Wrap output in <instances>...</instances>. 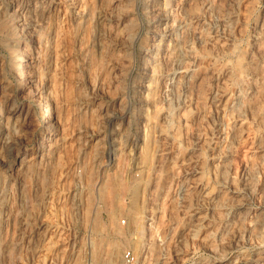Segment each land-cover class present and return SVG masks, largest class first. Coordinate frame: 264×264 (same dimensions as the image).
<instances>
[{
  "label": "rangeland",
  "instance_id": "1",
  "mask_svg": "<svg viewBox=\"0 0 264 264\" xmlns=\"http://www.w3.org/2000/svg\"><path fill=\"white\" fill-rule=\"evenodd\" d=\"M159 1L0 0L9 21H0V104L8 94L20 119L32 108L23 145L0 170L2 260L15 241L17 264H106L110 204L96 190L101 173L89 172L112 134L106 119L122 117L131 139L145 119L136 110L145 104L148 53V154L132 166L136 198L114 200L122 206L116 228L133 241L119 264H264V0L143 9ZM29 11H44L42 28L13 19ZM12 23L28 46L22 83L4 45ZM45 96L53 132L38 117ZM95 220L107 231L95 234Z\"/></svg>",
  "mask_w": 264,
  "mask_h": 264
},
{
  "label": "bare ground",
  "instance_id": "2",
  "mask_svg": "<svg viewBox=\"0 0 264 264\" xmlns=\"http://www.w3.org/2000/svg\"><path fill=\"white\" fill-rule=\"evenodd\" d=\"M156 1H158V0H156ZM158 4L161 6L162 12L168 11V0H161V1L155 2L153 4L145 2L143 5V9L145 11L151 12L153 7L155 5H158ZM4 8H3V13H1V15H0V21H1V25L6 27V25L9 23V21H7L8 19L4 13L7 9L6 8L4 9ZM43 13H44V11L41 13H35L34 11H29V12L23 13L21 15H17V13H13L14 17H15L13 19H16V22L22 21L23 25L31 26V27H33V29L37 30V28H42L44 25L45 16ZM89 15H90V18L94 17L93 13H91ZM146 17L151 20L152 15L146 13ZM13 22H14V20H13ZM12 25L8 27L9 29L7 30V33H5V39H4L5 44L4 45L11 52V61H10V71L11 72H10V74L12 73L14 76L17 77V79H20L21 83H22V81L26 78V75H27L26 68L28 67V55L26 53V49L28 46L25 45L23 47V50L21 49L23 42L20 39L16 38V29L15 28L18 26L14 23H12ZM86 27L87 26L83 27V25H81V27L79 29H82V28L85 29ZM84 29L81 30V32L84 31ZM122 31H123V29L118 31L117 34H120ZM89 32H91V31H89ZM89 32H87V33H89ZM8 34L9 35L12 34V38H11V36L9 38ZM115 49L116 48H114L113 50H115ZM147 54L143 58L141 64L143 65V67L147 68V71L150 70L151 75L149 76V79H147L149 82L147 89H145L142 92V94L144 95V98H145V104H143V106H141L140 108H138L136 110L138 112H143L142 114L144 115L145 119H143L144 121L142 120L141 122H136V124H134L136 134H135V137L133 139H131V136L128 135L127 129H123V130L120 129V126L122 124V117H119V118L111 117V118L106 119L108 121V123L110 124L111 132H112V134H110V136H109L108 141L105 144L106 147H104V150H103V156L102 157L104 158V155H105L107 160L104 163H101L99 161V159L101 160L102 157L99 156V158L96 159V161L92 165L91 172H89V173L94 174L96 176L99 175V173H101V175H102L101 179L97 180L98 183L95 184L96 190H97L98 196L101 198V201L104 204L103 207L105 208V205L110 204L109 206L107 205L108 207L106 206V208H105L106 211L108 212V215H109L108 221L110 223L109 226L108 225L107 226L111 227L109 229L111 230V233H112V236H110V238H111L110 240H108L109 238L105 239V241L108 240V241H106V244L108 246V248L106 249V253H105V263L106 264H119V262H120L119 261V253H120L121 247L123 246V244H130L132 241L130 239L131 235L129 234L132 231L131 229H130L131 230L130 232L127 231L130 236H127V234L125 235L124 233H121V231L123 232V230H121L120 228H116L118 226L115 223V221H116V218L120 215L119 214L120 212L118 210H115L114 207L118 204V201L120 202V200H121L120 198L122 197L121 193H129L131 195V197L136 198L137 188L139 190V187H140V186L138 187V184L140 185V183H139V181H135L136 180L135 178L137 176H134L131 174L132 166L134 167V164H135V166L138 167V165L141 164L142 161L145 160V158L148 154V140L150 138L149 137L150 136L149 131H151L150 130L151 128L149 126L150 122L148 120V117H150L149 116L150 114L148 111L149 109H148L147 102L150 100L149 96L151 95L149 87L153 83L155 66H153L152 63H154L155 60L152 58L147 59V56H148ZM154 56H157L156 52L154 53ZM3 81H4V79L2 80V82ZM2 85H4V87H6V88H10L8 86V84L6 83V81L3 82ZM4 87L2 88L3 90L5 89ZM137 92L139 93V91H137ZM7 95H5L6 98L4 99L3 104H0L1 105L0 106V170L2 169V166L6 165L4 163V160L7 158L8 154H11V152H13V151L18 152L20 147L23 145V137L25 135L24 126L26 124V117L28 114L31 115V112H32L29 110L31 108L30 107L29 109H27L25 111V114L22 117V119H20V116H21L20 110H19L17 116H15L17 111H15V110H13V112L11 111L13 109L15 102H13L12 99L9 98ZM8 104H11V106H10L9 112H6L5 107ZM40 105L43 106V110H42L41 114L38 115V117L40 119L42 117H48L47 120L44 118V120H45V127L44 128L53 132L55 127H54V124L51 122L50 103H49V99L47 98V96L43 97L42 100L40 102H38L37 106H40ZM110 107L111 106L109 104L104 109V111L107 114L108 113L112 114L111 111L109 110ZM136 115H140V113L139 114L136 113ZM82 139H83V137H82ZM25 143L26 142H24V144ZM107 145H108V149H107ZM106 149H107V151H106ZM27 162L28 161H26V162L23 161L22 162L23 166H25L27 164ZM136 163H137V165H136ZM140 167H141V165H140ZM141 169H142V167H141ZM137 170H138V168H137ZM139 172H140V170L138 172H135V173H139ZM0 175H3L6 177V175H4L1 171H0ZM140 175H141V173L138 176H140ZM3 176H2V178H4V180H5V177H3ZM137 180H138V177H137ZM6 183H7V181H6ZM119 194L121 195V197L119 198L120 200H118L117 204H116V203H114V202H116L114 200L118 199V197L120 196ZM106 198L109 199V202L107 201ZM135 198H132V199H135ZM3 200H5V198ZM118 205H119V207L121 206L120 204H118ZM121 208H122V206H121ZM116 209H118V207H116ZM134 222L135 221L133 219L132 224ZM94 226L95 227H93V231L95 232V234L96 233L99 234L102 231H104V232L107 231L106 226L102 225V223L99 220L94 221ZM108 233H110V232H108ZM132 233H133V231H132ZM5 237H6V231H4L3 229L2 230L0 229V264H17L18 258L16 259L15 256H17L16 254L18 251V244L15 243V241L12 242V244L10 246L11 248H10V251L8 252V256L6 258L7 260H2L3 254H4L3 253L4 248L2 250V247H3L2 243L4 241L2 242V240ZM132 243H133V241H132ZM19 247H21V246L19 245ZM26 250L28 251V249H26Z\"/></svg>",
  "mask_w": 264,
  "mask_h": 264
},
{
  "label": "built area",
  "instance_id": "3",
  "mask_svg": "<svg viewBox=\"0 0 264 264\" xmlns=\"http://www.w3.org/2000/svg\"><path fill=\"white\" fill-rule=\"evenodd\" d=\"M124 258H125L126 260H128V259L130 258V253H126V254L124 255Z\"/></svg>",
  "mask_w": 264,
  "mask_h": 264
}]
</instances>
